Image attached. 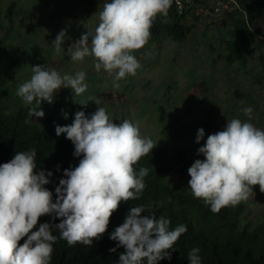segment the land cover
Returning <instances> with one entry per match:
<instances>
[{"label":"clouds","instance_id":"obj_1","mask_svg":"<svg viewBox=\"0 0 264 264\" xmlns=\"http://www.w3.org/2000/svg\"><path fill=\"white\" fill-rule=\"evenodd\" d=\"M173 2L107 0L99 11L95 32L83 33L67 48L70 59L78 62L94 57V69L112 74L113 86L118 88L120 80L136 75L141 65L132 53L148 43L154 19L167 17ZM65 37L66 29H62L52 41L57 53ZM32 73L16 91L26 105H31V118L43 117L41 104L53 103L61 88L71 89L77 102L88 88L84 71L61 74L55 68L33 65ZM241 112L248 119L227 118L224 129L206 140L204 128L196 133L195 142L204 141L197 149L204 159H196L188 168V186L213 213L246 202L254 185L264 192V129L251 123V106ZM55 132L57 136L64 134L74 145V156L81 157L78 166L64 169L55 188V201L53 192L45 187L51 183L53 172L34 171L36 150L18 151L10 161L0 164V264H51L58 239L69 246L79 243L91 247L106 232L120 203L138 200L146 187L144 178L149 169L136 171L134 165L152 153L157 143L141 135L138 123L125 119L117 124L106 108L99 106L90 115L77 111L71 124L57 125ZM154 209L158 205L131 207L123 223L109 234V239L118 242L109 251L124 249L116 264L171 260L174 245L187 232V226L171 228V220L162 214L157 217ZM145 211L148 214L141 215ZM43 215L60 222L38 225ZM199 253L198 247L190 249L188 264H202Z\"/></svg>","mask_w":264,"mask_h":264},{"label":"rangeland","instance_id":"obj_2","mask_svg":"<svg viewBox=\"0 0 264 264\" xmlns=\"http://www.w3.org/2000/svg\"><path fill=\"white\" fill-rule=\"evenodd\" d=\"M106 2L0 0V95L5 93L10 111L25 105L16 94L17 88L31 78L33 65H43L61 74L84 71L88 88L77 97L78 102L71 89L61 88L53 103L41 106L45 115L38 120L53 112L60 120H73L77 111L95 112L103 106L114 122L127 119L138 123L141 135L157 143L153 150H166L168 161L178 151H185L192 163L204 159L197 154L204 143L195 142L197 130L205 129L206 140L208 135L224 129L227 118L248 119L241 112L243 107L253 108L251 123L264 129V82L258 81L263 73L260 58L264 46L254 49L248 67L230 64L226 60V41L230 37L226 10L216 14L215 0L195 1L193 7L199 19L186 41L151 34L148 43L132 53L141 67L136 75L120 80L118 88L113 86L112 74L94 69V57L73 62L67 53L83 33L95 32L99 11ZM62 29H66L65 42L57 53L52 41ZM104 93H111V100ZM168 179L179 184L190 176ZM240 204L245 207L244 222L264 221V192L258 184L253 186L249 199Z\"/></svg>","mask_w":264,"mask_h":264},{"label":"trees","instance_id":"obj_3","mask_svg":"<svg viewBox=\"0 0 264 264\" xmlns=\"http://www.w3.org/2000/svg\"><path fill=\"white\" fill-rule=\"evenodd\" d=\"M196 2L206 0H195ZM231 1V0H226ZM216 3V0H215ZM215 8V5H214ZM213 8V9H214ZM226 24L230 37L226 41V60L230 64L240 63L248 67L249 56L258 46H264V0H234L226 10ZM198 16L195 8H189L180 15L174 5L169 9L167 17L158 15L151 28L154 37L167 35L178 42H184L196 27ZM263 73L258 81L264 82V55L261 56ZM14 60L8 67L12 75ZM109 100L111 93H104ZM44 102L41 104L43 106ZM31 105H22L15 111L5 105V93L0 95V164L10 161L18 151L36 150V169L51 170V183L45 185L53 192L63 178L64 169L78 166L81 157L74 156V145L64 134L56 135L57 125L71 124V119L60 120L53 112L44 120L29 117ZM94 112H88L90 115ZM30 120V123H25ZM117 123V122H115ZM119 124V123H117ZM192 160L185 151H178L172 160H167L165 149L152 150L143 156L134 169H149L144 178L146 187L138 200L122 201L118 209L109 219V225L102 238L95 240L91 247L77 243L69 246L67 241L58 239L53 245L51 264H116L123 247L115 252L109 249L116 246L117 241L109 239V234L123 223L131 207L145 204L157 206L154 209L171 220V228L180 224L187 226V232L174 245L172 258H165L158 264H188L187 255L190 249L198 247L202 264H264V221L256 223L244 222L245 207L239 204L227 206L218 213L210 211L202 199L195 198L188 186L189 180L175 184L169 176L185 177ZM59 166V167H58ZM147 211L141 215H147ZM59 223L50 215H43L39 223ZM37 225V227H38ZM33 230H36L35 228ZM53 234L59 235L53 229ZM26 239V237H25ZM22 239L19 243H23Z\"/></svg>","mask_w":264,"mask_h":264},{"label":"built area","instance_id":"obj_4","mask_svg":"<svg viewBox=\"0 0 264 264\" xmlns=\"http://www.w3.org/2000/svg\"><path fill=\"white\" fill-rule=\"evenodd\" d=\"M231 1L216 0L215 8H214L215 13L220 14L221 12L228 10L230 8ZM194 4H195V0H174L175 8L180 15L186 13V10L193 7Z\"/></svg>","mask_w":264,"mask_h":264}]
</instances>
